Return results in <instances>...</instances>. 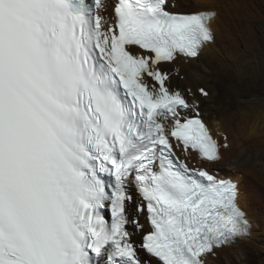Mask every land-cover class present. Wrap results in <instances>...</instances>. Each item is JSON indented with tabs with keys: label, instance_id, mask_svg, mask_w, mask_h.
I'll use <instances>...</instances> for the list:
<instances>
[{
	"label": "snow or ice",
	"instance_id": "6c2138e0",
	"mask_svg": "<svg viewBox=\"0 0 264 264\" xmlns=\"http://www.w3.org/2000/svg\"><path fill=\"white\" fill-rule=\"evenodd\" d=\"M189 6L0 0V264H209L250 234L238 183L176 155L228 147L172 86L215 41Z\"/></svg>",
	"mask_w": 264,
	"mask_h": 264
},
{
	"label": "bare ground",
	"instance_id": "6f19581e",
	"mask_svg": "<svg viewBox=\"0 0 264 264\" xmlns=\"http://www.w3.org/2000/svg\"><path fill=\"white\" fill-rule=\"evenodd\" d=\"M196 2L199 9L179 11L215 10L217 15L211 22L215 41L205 45L198 59L180 63L179 77L184 75L185 80L179 82L176 77L172 86L190 100H194L190 92H196L195 96L201 98L196 101L202 102V116L214 137L223 145L226 136L231 154L243 159L244 164L236 173L221 170L220 176L240 182L238 203L246 209L247 218L252 222L249 237L217 250L216 257L209 258V264H262L264 198L262 195L259 197L263 199L258 200L257 193L264 192V179L251 174L247 166L250 158L264 157V0ZM172 67L165 65L166 69ZM227 86L232 87V92ZM201 88L208 92L207 96L201 95ZM234 93L237 99L233 98ZM188 155L186 161L195 158L203 163L196 154ZM221 155L223 160V147ZM135 239L139 240V235Z\"/></svg>",
	"mask_w": 264,
	"mask_h": 264
},
{
	"label": "rangeland",
	"instance_id": "374dc122",
	"mask_svg": "<svg viewBox=\"0 0 264 264\" xmlns=\"http://www.w3.org/2000/svg\"><path fill=\"white\" fill-rule=\"evenodd\" d=\"M190 1V2H189ZM177 0V3H178V5H190L189 7H177V11H179V10H185V11H194V10H197V9H199L200 7H199V5L197 4V2H196V0ZM196 12V11H195ZM186 74H187V72H186ZM188 75V74H187ZM182 77V78H181ZM178 79V81L179 82H181V81H184L185 80V76L183 75V76H180V77H178L177 78ZM172 85H175V84H173L172 83ZM232 85H236L234 82H233V84ZM180 86H183L182 84H180ZM227 89H231V91L230 92H232V87L231 86H227ZM191 94V96L190 97H193L194 98V100H192V101H196V99H199V100H201V98H198L197 97V95L195 96V94H196V92H190ZM236 94L234 93V95H233V98L234 99H237L236 98V96H235ZM188 98V97H187ZM199 102V101H198ZM200 104H202V102L200 101ZM202 106V105H201ZM201 109H202V107H201ZM230 146L228 145V147L227 148H223V150H224V154H225V157H224V159L223 160H221V161H219V162H216V164L215 165H208L207 163H204L203 162V166L204 167H211V168H216V169H219L220 171L221 170H223L224 172H230V173H236L239 169H241L242 168V166H243V159L242 160H240V159H238L235 155L233 156L232 154H231V152L232 151H230V148H229ZM229 148V149H228ZM228 150V151H227ZM228 155V156H227ZM232 155V156H231ZM189 161V160H188ZM239 161V162H238ZM189 162H193V161H189ZM194 162H196L197 163V161L195 160V158H194ZM235 167H237V168H235ZM231 168V169H230ZM235 168V169H234ZM239 168V169H238ZM247 168H248V170H250V172H252L251 174H254V176H256V177H260V179L262 178V179H264V157H260V156H258V157H256V158H254V157H252V158H250V164H249V166H247ZM250 168V169H249ZM227 169V170H226ZM249 172V173H250ZM258 175V176H257ZM263 177H262V176ZM259 193H257V198H259L258 200H260V198L261 199H263L264 198V192L261 194H259ZM263 195V196H262ZM259 196H262V197H259ZM264 216L262 217V221L264 222ZM262 246H263V253H264V244H262ZM262 264H264V263H262Z\"/></svg>",
	"mask_w": 264,
	"mask_h": 264
},
{
	"label": "clouds",
	"instance_id": "9594fccd",
	"mask_svg": "<svg viewBox=\"0 0 264 264\" xmlns=\"http://www.w3.org/2000/svg\"><path fill=\"white\" fill-rule=\"evenodd\" d=\"M190 102H194V104H193V110H196V111H198L199 112V115H200V117L203 119V121L205 122V120H204V117L202 116V109H201V104H200V102H198V101H192V100H190V99H188ZM206 123V122H205ZM207 124V123H206ZM207 126L209 127V124H207ZM209 129H210V127H209ZM211 131V130H210ZM211 134H212V132H211ZM213 135V134H212ZM213 137H214V135H213ZM215 139H217L218 140V142L222 145V143H221V141L218 139V137L216 136V137H214ZM222 148V147H221ZM224 148V147H223ZM220 151H221V149H220ZM191 153H193V154H196L197 156H198V154L196 153V152H189L188 154H191ZM188 156L189 155H186V158L188 159ZM198 158L202 161V162H204V160H202L199 156H198ZM187 162H188V160H187ZM205 162H207V161H205ZM203 163H199V162H189L188 163V166H190L191 168H194V169H206V170H208V171H210V172H213V174H218V176H219V178H222L220 175H221V171L219 170V169H215V168H211V167H204L203 165H202ZM232 179V178H231ZM233 180V179H232ZM233 181H235V180H233ZM235 182H237L238 183V185H239V183L240 182H238V181H235ZM240 188H239V194H240ZM238 200H239V198H238ZM240 205V204H239ZM240 207H241V205H240ZM245 212H246V214H247V211H246V209L245 208H243V207H241ZM248 220H249V223H250V225H252V222L250 221V219L248 218ZM251 229H252V227H251ZM250 234H251V232H250ZM250 234L247 236V237H249L250 236ZM238 240V239H237ZM237 240L233 243V244H235V243H237ZM232 244V245H233Z\"/></svg>",
	"mask_w": 264,
	"mask_h": 264
}]
</instances>
